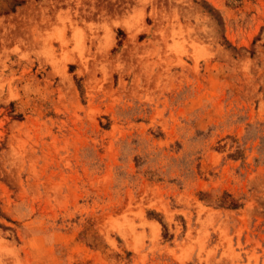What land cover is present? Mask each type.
<instances>
[{
    "label": "rangeland",
    "instance_id": "rangeland-1",
    "mask_svg": "<svg viewBox=\"0 0 264 264\" xmlns=\"http://www.w3.org/2000/svg\"><path fill=\"white\" fill-rule=\"evenodd\" d=\"M0 264H264V0H0Z\"/></svg>",
    "mask_w": 264,
    "mask_h": 264
},
{
    "label": "trees",
    "instance_id": "trees-1",
    "mask_svg": "<svg viewBox=\"0 0 264 264\" xmlns=\"http://www.w3.org/2000/svg\"><path fill=\"white\" fill-rule=\"evenodd\" d=\"M232 206H234V205H232Z\"/></svg>",
    "mask_w": 264,
    "mask_h": 264
}]
</instances>
